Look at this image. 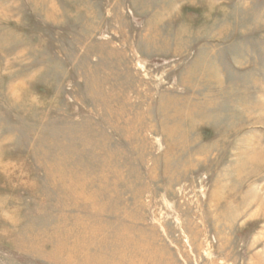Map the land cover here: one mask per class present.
I'll list each match as a JSON object with an SVG mask.
<instances>
[{
	"label": "rangeland",
	"instance_id": "1",
	"mask_svg": "<svg viewBox=\"0 0 264 264\" xmlns=\"http://www.w3.org/2000/svg\"><path fill=\"white\" fill-rule=\"evenodd\" d=\"M0 264H264V0H0Z\"/></svg>",
	"mask_w": 264,
	"mask_h": 264
},
{
	"label": "bare ground",
	"instance_id": "2",
	"mask_svg": "<svg viewBox=\"0 0 264 264\" xmlns=\"http://www.w3.org/2000/svg\"><path fill=\"white\" fill-rule=\"evenodd\" d=\"M135 247V246H134ZM135 252V251H134ZM133 257H134V255H133ZM138 258H139V256H138ZM150 258V257H149ZM151 261V260H150Z\"/></svg>",
	"mask_w": 264,
	"mask_h": 264
}]
</instances>
